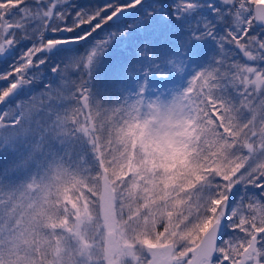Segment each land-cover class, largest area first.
I'll return each instance as SVG.
<instances>
[{"label":"snow or ice","instance_id":"6c2138e0","mask_svg":"<svg viewBox=\"0 0 264 264\" xmlns=\"http://www.w3.org/2000/svg\"><path fill=\"white\" fill-rule=\"evenodd\" d=\"M0 264H264V0H0Z\"/></svg>","mask_w":264,"mask_h":264}]
</instances>
